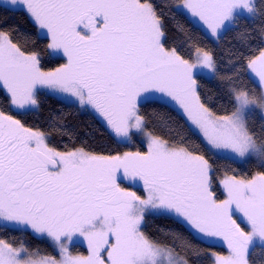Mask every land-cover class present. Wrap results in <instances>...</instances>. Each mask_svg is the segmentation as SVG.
Here are the masks:
<instances>
[{"label":"snow or ice","instance_id":"6c2138e0","mask_svg":"<svg viewBox=\"0 0 264 264\" xmlns=\"http://www.w3.org/2000/svg\"><path fill=\"white\" fill-rule=\"evenodd\" d=\"M163 6L218 47L223 41L219 54L175 17L193 56L166 45L157 0H0V11L22 12L34 29L30 48L15 27L0 28V99L8 105L0 109V230L47 239L59 255L0 238V264H192L189 253L203 255L176 229L162 228L165 239L146 233L149 215L223 242L227 254L211 253L212 264H255L264 247V0ZM205 80L216 84L214 95H202ZM48 94L94 113L121 148L137 140L146 147L58 150L52 131L22 119ZM152 102L174 106L187 131L172 135L165 113H145ZM53 119L71 135L65 114ZM153 120L169 135L155 132ZM214 157L257 170H223ZM79 243L86 255L72 250Z\"/></svg>","mask_w":264,"mask_h":264},{"label":"trees","instance_id":"16d2710c","mask_svg":"<svg viewBox=\"0 0 264 264\" xmlns=\"http://www.w3.org/2000/svg\"><path fill=\"white\" fill-rule=\"evenodd\" d=\"M166 2L167 0H157V3L160 5L162 14L164 16L167 33L165 40L166 45L176 46L178 51H180L182 55H185L186 58H192L193 56L191 42L187 39L186 35L177 31L175 27V21L173 19V17H175V20H179L181 23H183L185 28L188 29L195 38H198V41L201 45H206L209 48L216 49L217 54H219L220 48L224 46L223 41L220 42V46L218 47L216 42L205 36L199 31L197 27H194L192 23H189L188 20L184 16L180 15L174 7H164L163 5ZM9 27H15L17 29V31L13 33L14 38H16L21 43L27 44V46L30 48L33 47L31 40L28 38V34L33 33L34 29L31 21L26 15H24L22 12L0 11V28L7 29ZM233 36L234 34H229L226 39L232 41ZM43 43V41H38L36 46L42 48ZM45 64L48 68L57 66L56 63L49 61L47 57H45ZM202 83L205 84V87L202 90V95H214V90L217 87L216 84L208 80L202 81ZM210 106L216 107L215 104ZM0 109H8L7 101L0 99ZM153 109L165 113L166 117L170 118V121L173 122L172 127L174 131L172 132V135H175L176 132L181 131L180 126H183V130L187 131L188 126L185 123V118L172 107H162L159 103L152 102L147 103L144 106L143 111L145 113H150L153 111ZM62 113L66 115V119L63 120L62 123L66 124L71 135L59 134L57 122L53 119V117ZM22 119L27 125L31 127L40 128L45 131H52L49 143L51 146L56 147L61 151L66 150V148L80 145H83L96 152L129 149L135 150L136 148L143 150L145 148L143 143H141L139 140H137L134 145H130L128 148H121L119 145H117L106 127L93 115L84 113L77 107L62 102L49 95L41 96L39 111H33L28 115L23 116ZM150 127L158 134L165 136L169 135V132L165 128L161 127L155 120H153ZM187 134L193 140L199 142L198 138L193 136L191 131H188ZM213 159L217 160V163L221 169L226 170L230 166L241 175L250 174L252 171L257 170L254 164L237 163L231 160L219 159L217 157H214ZM219 174L220 173H218V175ZM136 190L141 191L142 194V189ZM143 228L144 231L149 235L160 239H165L160 231L162 228L176 229L182 232L183 235L189 241H191L193 245L197 246L203 251V255L199 257L191 256V253H189V257L192 259V264H212L214 258L211 256V253L218 252L220 254H225L226 251L220 245H216L215 243H211L200 238H194L192 234L186 231L171 218L158 215H149L146 217V222ZM0 238L23 241L30 247L31 250L38 248L40 252H43V249L45 248L46 250L50 249V247L44 244V242L40 243L34 238L32 234L29 233L0 230ZM253 259L255 264H264V248H257L255 253H253Z\"/></svg>","mask_w":264,"mask_h":264},{"label":"rangeland","instance_id":"374dc122","mask_svg":"<svg viewBox=\"0 0 264 264\" xmlns=\"http://www.w3.org/2000/svg\"><path fill=\"white\" fill-rule=\"evenodd\" d=\"M212 40V39H211ZM49 96H52V97H54V98H56V99H58V100H60V101H62V102H65V103H68V102H66V101H64L62 98H60L59 96H57V95H55V94H48ZM68 104H70V103H68ZM72 105V104H71ZM170 107H172L173 109H175L179 114H181L174 106H170ZM82 112H84V113H88V114H91V115H93L95 118H97L103 125H104V122L98 117V116H96L94 113H91V112H89V111H83V110H81ZM182 115V114H181ZM183 116V115H182ZM105 126V125H104ZM145 147H146V145L145 144H143ZM237 163H242V162H237ZM209 242H211V243H215L216 245H220V246H222L226 251H225V254H227V249H226V246L223 244V242H221V241H219V240H216V241H211V240H208ZM49 244L50 245H52V243L51 242H49ZM52 247L54 248V251L56 252V253H58V251H57V249L52 245ZM261 248H264V247H261ZM31 250V249H30ZM41 254H50V255H52V256H55V257H57V258H59V256H57V255H55V254H53L52 253V251L50 252V251H48V250H46V249H43V252H40ZM80 253H83V252H80ZM85 254V253H84ZM86 255V254H85Z\"/></svg>","mask_w":264,"mask_h":264},{"label":"flooded vegetation","instance_id":"af4514ba","mask_svg":"<svg viewBox=\"0 0 264 264\" xmlns=\"http://www.w3.org/2000/svg\"><path fill=\"white\" fill-rule=\"evenodd\" d=\"M134 190H136V189H134ZM33 236H34V235H33ZM34 238H35L37 241H39L40 243H41V242H44V244H46L47 246L50 247V249H49L48 251H50V252L52 251L53 254L59 256L58 253H56V252L54 251V248L52 247V245L49 244V242H50L49 240H47V239H40V238H37V237H35V236H34ZM36 249H37V248H36ZM45 249H46V248H45ZM32 250H35V249H32ZM72 250H73L74 252H83V253L87 254V246H86V243H79V244H77L75 247H73Z\"/></svg>","mask_w":264,"mask_h":264}]
</instances>
